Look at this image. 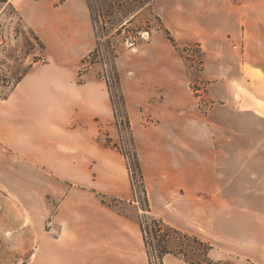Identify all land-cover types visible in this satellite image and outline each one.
<instances>
[{
    "label": "crops",
    "instance_id": "0c3cea01",
    "mask_svg": "<svg viewBox=\"0 0 264 264\" xmlns=\"http://www.w3.org/2000/svg\"><path fill=\"white\" fill-rule=\"evenodd\" d=\"M10 6L45 46L46 59L0 96V183H12L3 185L30 218L52 216L47 194L62 199L51 217L55 233L24 224L33 237L12 238L5 246L33 247L28 264H148L135 223L59 189L89 176L88 125L108 104L104 85L73 81L97 46L88 1L8 0L0 3V19ZM152 8L178 39L193 23L196 32L188 39L201 42L205 71L217 79L208 95L224 103L206 118L194 113L196 171L188 189L193 198L217 204L212 213L196 209L208 232L195 236L225 255L264 264V0H155ZM157 49L158 66L167 69L166 52ZM72 123L77 127L69 129ZM16 182L24 183V197L15 193ZM253 199L255 205L246 206Z\"/></svg>",
    "mask_w": 264,
    "mask_h": 264
},
{
    "label": "rangeland",
    "instance_id": "374dc122",
    "mask_svg": "<svg viewBox=\"0 0 264 264\" xmlns=\"http://www.w3.org/2000/svg\"><path fill=\"white\" fill-rule=\"evenodd\" d=\"M87 1L97 14L95 34L96 38L99 36L100 48L97 52L95 48L93 55L91 52L81 61L73 81L78 86L89 80L104 85L108 104L105 112L88 125L89 176L72 183H59V189L63 194L73 190L78 194L75 197L78 201L89 197L135 223L143 242L140 225L152 216L189 235L203 237L201 235L208 232L207 222L198 217L196 209L212 213L217 204L207 196L193 198L188 189V185L194 186L196 171L194 113L201 111L205 117L224 103L208 95L209 83L217 79L205 71L201 42L188 39L196 32L193 23L181 28V39H178L152 7L137 9L139 0ZM64 2L66 0H54L55 6ZM121 21L126 26L119 32ZM37 38L15 7H8L7 15L0 19L1 97L10 92L30 66L44 63L45 46ZM224 42L231 41L225 38ZM157 48L166 52L167 69L158 66L157 60L161 57L156 55ZM55 76L66 79L65 75ZM109 85L116 96L118 120ZM220 119L225 121V115ZM75 127L74 123L68 126L69 129ZM127 157L135 169L138 163L141 168L142 175L136 180H133L135 173L131 175L128 170ZM3 184L12 183H0V264H28L33 247L23 252L18 251L15 244L5 245L12 242V238L33 237L22 230L24 224L36 229L42 225L49 231L47 224L56 215L62 198L47 194L46 202L52 216L46 220L35 214L32 219ZM13 184L17 187L15 193L24 197V183ZM251 205H255V199L247 200L246 206ZM148 207L151 214L146 211ZM188 242L184 240L192 256L201 252V247L193 241ZM145 253L150 264L146 248ZM210 258L214 264H250L223 254L216 245L210 251ZM173 263L189 264L183 257L165 256L164 264Z\"/></svg>",
    "mask_w": 264,
    "mask_h": 264
},
{
    "label": "trees",
    "instance_id": "16d2710c",
    "mask_svg": "<svg viewBox=\"0 0 264 264\" xmlns=\"http://www.w3.org/2000/svg\"><path fill=\"white\" fill-rule=\"evenodd\" d=\"M154 1L155 0H139V8L137 9H141L147 5L152 7V4ZM141 3L143 4L142 6H140ZM89 8L91 12L94 29H96L97 28V14L94 8L90 4H89ZM118 25L121 26V29L119 30V32L122 31V29H124L126 26L124 25V22L122 21ZM166 32H167V35H169L168 36L169 40L174 43V39L173 37H171L170 32L168 30H166ZM97 39H98L97 47L95 49L96 52L100 48L98 35H97ZM94 53L95 51L92 52L91 54L93 55ZM109 89L112 95L111 98H112V103L114 105L115 119L118 120L120 115H119V111L117 108L116 96L114 95L113 89L110 85H109ZM120 99H121V96H120ZM120 110H121V113H123L124 111L123 105H121ZM125 124H126V121H125ZM127 161H128L127 167H128L130 174L132 175L133 173H135V176H136L133 178V180L134 179L136 180L138 179V177H141L142 173H141V168L139 166V163L138 165H136V169H135L129 157H127ZM146 211L150 214L152 213L149 207L146 209ZM140 228H141V232L144 237L145 248H146V252L149 257V260H150V264H164V258L167 255H175V256L183 257V259L189 264H214L210 258V251L213 250L214 246L211 245L209 242H206L200 239L197 236L189 235L181 231L180 229H177L175 227H172L166 224L162 219H158L153 216L147 217V219L141 223ZM182 239H184L187 242L193 241V243L201 247V252L199 254H196V255L194 254L192 256L189 253V251H187L186 249L187 244L184 243V240Z\"/></svg>",
    "mask_w": 264,
    "mask_h": 264
},
{
    "label": "built area",
    "instance_id": "2783aa9c",
    "mask_svg": "<svg viewBox=\"0 0 264 264\" xmlns=\"http://www.w3.org/2000/svg\"><path fill=\"white\" fill-rule=\"evenodd\" d=\"M8 0H0V3H5V2H7ZM62 1V0H61ZM67 1V0H66ZM47 228L49 229V231H51L52 233H55V230H54V228H53V222L51 221V222H49L48 224H47Z\"/></svg>",
    "mask_w": 264,
    "mask_h": 264
}]
</instances>
